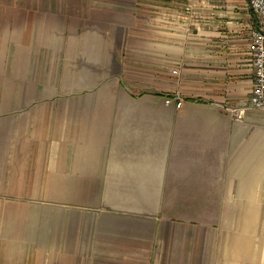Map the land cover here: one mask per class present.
I'll list each match as a JSON object with an SVG mask.
<instances>
[{
    "label": "crops",
    "instance_id": "obj_1",
    "mask_svg": "<svg viewBox=\"0 0 264 264\" xmlns=\"http://www.w3.org/2000/svg\"><path fill=\"white\" fill-rule=\"evenodd\" d=\"M257 26L246 0H0V264H264V112L230 113Z\"/></svg>",
    "mask_w": 264,
    "mask_h": 264
},
{
    "label": "built area",
    "instance_id": "obj_2",
    "mask_svg": "<svg viewBox=\"0 0 264 264\" xmlns=\"http://www.w3.org/2000/svg\"><path fill=\"white\" fill-rule=\"evenodd\" d=\"M246 2L259 23V26L249 31L248 49L253 67L254 86L247 106L230 110L234 122H242L250 111L264 112V0H246ZM173 102L178 109L183 105V100L179 96L165 100L166 105H171Z\"/></svg>",
    "mask_w": 264,
    "mask_h": 264
}]
</instances>
